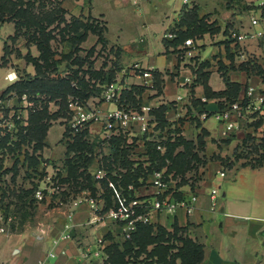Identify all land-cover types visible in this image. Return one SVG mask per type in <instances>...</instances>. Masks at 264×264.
<instances>
[{"label": "crops", "instance_id": "0c3cea01", "mask_svg": "<svg viewBox=\"0 0 264 264\" xmlns=\"http://www.w3.org/2000/svg\"><path fill=\"white\" fill-rule=\"evenodd\" d=\"M148 1L131 0L132 12L148 13ZM219 1L163 0L161 12L153 21L146 19L140 24L150 36L159 35L149 41L143 37L145 34L136 39L131 34L127 38L109 32L108 12L121 15L122 6L130 0H61L60 6L68 16L90 15L103 21L106 27L103 36L108 45L118 48L120 70L129 86H142L141 75L133 72L135 64L140 70H153L152 87H144L135 95L138 102L148 103L152 109L165 106V118L181 129L179 134L190 142L194 155L198 156L193 160L197 165L193 173L186 172L189 182H180L176 177L167 179L175 197L197 196L193 209L187 212L179 207L173 212H152L150 222L167 228L174 224L187 226L191 236L203 245L200 264H264V110L248 111L243 117L230 113L222 120L217 114L229 102L228 95H209L201 82V73L206 72L210 90L221 91L226 88L225 76L229 82L238 84L230 94L235 99L247 98L249 87L253 88V98L264 93V0L257 4L254 0ZM191 3L198 17L205 16L208 22L214 21L219 27L212 33L204 32L192 38V47L184 40L172 42L174 33L185 28L180 17ZM257 9H260V18L255 14ZM252 17L257 19L255 24L251 22ZM230 31L246 36L238 39ZM13 34L14 23L0 21V94L13 82L4 77L8 71H15L18 78L35 72L32 63L26 66V73L10 62L1 64L4 42ZM89 34L94 33L88 32L86 39ZM2 80L8 82L4 87ZM7 95L0 99V118L2 104L5 106L15 99L12 91ZM119 98L105 101L98 95H90L87 100L95 101L105 111L121 106ZM226 123L233 127L226 130ZM133 124L136 130L138 123ZM58 125L61 128L58 140L53 143L49 140V126L40 150L48 152L49 160L65 155V126ZM88 133L90 137H100V122H91ZM129 133L142 152L141 136L137 132ZM183 148V144L178 145V149ZM96 161L91 162V167ZM191 177L195 178L193 182ZM212 188L217 191L213 209L210 206ZM154 191L153 185L135 189L140 196ZM47 215L19 231H0V264H96L100 261L96 253L99 247L103 249L112 241L122 240L117 239L121 236L118 224L108 219L90 221L93 210L87 202L56 206ZM96 236L102 237L101 242Z\"/></svg>", "mask_w": 264, "mask_h": 264}, {"label": "rangeland", "instance_id": "374dc122", "mask_svg": "<svg viewBox=\"0 0 264 264\" xmlns=\"http://www.w3.org/2000/svg\"><path fill=\"white\" fill-rule=\"evenodd\" d=\"M22 1V7H25L26 3L29 4L30 14L25 15L24 18L20 20L21 24L15 32V35L7 38L8 42H6L5 48H3L4 58L3 61L1 60L3 63L10 62L11 66L18 68L23 73H26V66L31 65V62L38 63L40 70L49 75H65L76 72L74 81H77L78 88L81 91H89L99 97H101L103 90L106 89L111 82H115L114 85H117L116 87L120 92L124 93L122 94L123 97H127L126 103H122V106H137L136 96H134L132 92L129 95L126 93L129 89V85L124 80V72L120 70L118 48L116 49L108 45L106 40L101 42L97 41L96 34H89L87 39L86 37L85 39H80V32L73 33L72 31L78 21L86 22L88 26L96 25L97 28L101 29L103 27V21L100 20L99 22H95V19L93 20L90 16H84L83 19L70 17L66 15V11H62L60 6L61 0ZM118 1L123 2L124 0ZM162 1L163 0H149L148 13H146L145 10L139 13L132 12L134 5L131 3V0L122 6L121 15L116 13L110 14L108 12L110 18L108 21L110 23L109 32H117L121 34V36H126L127 38L131 34L135 36L136 39L139 38L140 34H145L143 37L147 41L152 38H159V35L156 34L150 36V32L145 30L140 24L146 19L153 21V17L161 12ZM222 1L223 0L219 2L222 3ZM258 2H260V0H254V3L257 4ZM227 3H229V1ZM192 6L193 3H191L187 9H192ZM255 14L260 18V9H257ZM229 24L233 27L232 23ZM80 31L82 32V29H80ZM94 68L98 69V73H91ZM81 78L84 83L80 82ZM1 82L3 87L8 83L4 80ZM14 97L15 99L13 102H6L5 106L3 103L4 101L2 102V117L0 118V137L5 135L6 131H9L11 134L9 140L4 144L5 146H0V231L11 233V224H14L16 230L28 227L30 224L46 218L48 216L47 212L51 208L56 206L70 207L73 205V200L87 196L92 197L96 203V210L92 208L93 214L95 213L99 218H103L97 221L108 219L118 224L121 227V236L117 239H124L123 231L125 222L119 218L105 217L108 212V206L103 209L104 200H106L109 195H107V192H103V190H105L104 186L103 190L99 187L101 182L102 184H104V182L106 184L105 178H99L97 182L93 183L94 190L90 186L80 188V183H75L77 179L73 181L71 178L64 180L62 176L66 175L67 171V164L64 162L66 155L61 157H59V155L58 158L49 160L47 158L48 152L43 150L41 153L40 150L42 148H37L38 146L36 145H38L39 142L35 143V141L29 139V137L21 136L22 130L28 127L29 114L35 109H40L41 105H43L41 101L37 99L39 95L26 94L25 99L22 97L18 99V96L14 94ZM91 103L96 104L95 101ZM58 105V102L50 101L48 103V112L55 113L58 109ZM65 115V117L52 116L50 119L45 117L40 120L41 123L52 124L48 129V137L52 143L54 141L56 142L60 137L61 128L58 124H61L62 127L64 126L63 123L68 112ZM156 127L159 131L156 139L164 143V151L171 142H179V145L185 144L186 147L184 151L178 149V145L172 147L173 150L170 156L172 158L165 157L160 163V161L155 158L153 150L143 156L139 155L141 151L136 148L138 144L134 140V144H136L134 151L136 150V152H129L127 158L141 162L140 165L142 170L139 172L140 174L138 176V181L142 182L140 186L152 185L150 182V173L157 168L165 169L167 179L176 177L180 182H189L190 178H187L186 172L189 170V173H193L196 165L193 160L196 161L198 158L197 154H193L192 145L182 141L185 139L179 134L181 129L166 118L162 122L158 121ZM81 130L82 129H79L77 131L80 132ZM77 131H73L70 135L73 136ZM87 137L89 138L84 136L82 139L85 138L90 142H94L93 150L92 152L85 151L84 154L87 157H94L93 160H97L94 166L91 167L90 163L86 167V171L92 176L91 179L96 180L93 175L100 167L108 170L111 178H118L113 181L114 185L116 182H120L122 179L121 174L126 171V167H121L120 164L114 162L112 158H104L109 155V146L112 145L110 140L105 141L100 137H90L89 134ZM8 146L12 149L10 150ZM178 150L184 154L181 153L183 156L179 155L174 159V153ZM72 153L73 152H71L70 155H72ZM158 154L163 155L164 152L160 151ZM30 156H33V158L38 156V158L41 159V162L37 164L40 178L38 176H33L29 171L27 161H30L28 159ZM135 161L130 164V171L138 167L139 163ZM43 164H45V166H42ZM81 169L82 167L80 166L79 170ZM148 170L150 171L148 172ZM58 171L62 173L58 174ZM48 175H52V177L49 179ZM194 180L195 178L191 177L190 182ZM106 187L109 186L106 184ZM123 187L124 186H119L118 189L121 190ZM29 188L34 189V193H26ZM1 190L4 191V196H2ZM109 190V198L111 200L109 207H111L115 204L114 201L116 199L113 195V188H109ZM12 191L18 193L23 200L32 197L31 195L34 197L32 201L33 208L30 210L29 216H27L25 220L23 218L24 211L21 210V208L16 209L12 204L7 211L4 209L7 201L11 198H15ZM7 192H10L9 196H7ZM82 202L87 201L83 199ZM106 202L108 203V200H106ZM152 212L162 211L152 210L151 213ZM65 227L67 228L68 226L65 225ZM165 228L169 232L174 233L173 226L171 228ZM179 234H182V236L187 235L197 241L191 236L188 228L185 231H178L177 235ZM95 238L102 239L100 236H96ZM163 243L169 246L166 251L164 262L157 260V254L146 257L147 252H140L138 259H142L141 263L181 264V252L183 253V251L180 248L182 246V240L171 237V239H164ZM150 247V245L147 247V251H150ZM107 259V252L103 249L102 260L96 264H104Z\"/></svg>", "mask_w": 264, "mask_h": 264}, {"label": "trees", "instance_id": "16d2710c", "mask_svg": "<svg viewBox=\"0 0 264 264\" xmlns=\"http://www.w3.org/2000/svg\"><path fill=\"white\" fill-rule=\"evenodd\" d=\"M23 1L22 0H0V21H12L14 23V34L10 36H14L15 32L18 30L19 25L21 24L20 20L24 18L25 15L30 14L29 11V4L26 3L25 7H22ZM19 6V7H17ZM62 8V7H61ZM62 11L65 12V10L62 8ZM90 15H88L89 17ZM70 17H77V16H70ZM91 17V16H90ZM79 18V17H77ZM83 19V18H81ZM94 20L95 18L92 17ZM78 20V19H77ZM80 20V19H79ZM95 22H99L96 19ZM180 23L185 26L184 29L176 31L173 37L172 42H179L182 40H185L187 38H195L196 36H200L204 32H214L216 30H219V27L215 25V22H208L205 19V16L198 17L195 11V5L193 4L192 9H186L183 11L181 17H180ZM76 26L72 29L73 33L80 32V39H85L87 36V32H91L97 35V41H105V38L103 36V32L105 30V25L103 24L102 29L97 28L96 25H87L86 22L78 21V23L75 24ZM82 29V32L80 31ZM9 36V37H10ZM6 42H4L5 48ZM4 55L1 56V60L3 61ZM1 61V64L3 62ZM34 66V74L29 75L25 74L20 76L18 79L14 80L10 84H8L1 92L0 99L6 98L8 96L7 94L12 91L15 95L18 96V99H20L21 95L23 93L25 94H38L39 99L41 101V107L40 109H35L33 112H31L28 116V127L24 128L22 130L21 136L22 137H29V139L34 140L35 143L39 142L37 148L41 149L44 145V137L46 135V131L48 127L51 125V123H41L40 120L47 117V119L54 117H65L66 113L68 112V115L64 121V136L66 137V150L65 155L66 158L64 159V162L67 164L66 168V175L62 176L64 180H68L69 178L77 179L75 183H80V188H84L85 186H90L93 190L94 185L93 183L97 182L95 179H91V175L89 172L86 171V167L93 161L94 157H87L84 152H92L93 150V144L94 142H90L87 139H82V137L88 136L87 127L83 128L80 132L77 131L76 134L71 136L70 134L75 131L74 129L70 128V126L67 124V119L69 118V109L67 107V99L69 95H73L78 97L81 100H86L90 95L92 94L89 91H81L78 88L77 81H74L76 78V72L73 74H65V75H49L45 74L43 71L40 70V66L38 63L31 62ZM91 73H98V69L94 68L92 69ZM206 72H202L201 75L203 78H201V82L203 84V87L205 91L209 95H228L229 102L236 100L235 98H232L233 95L230 96L231 93L238 87L237 83L229 82L227 77H224L226 88L221 91H211L208 84L206 83ZM153 73V78H154ZM81 83H84L82 78L80 79ZM144 86L142 85H130L128 91L126 93L129 95L132 94L135 96L136 94L141 93ZM159 87H157V91H159ZM123 92H120V101L119 103H126L127 97H123ZM125 98V99H124ZM124 99V100H123ZM50 101L58 102V109L55 111V113H49L48 112V103ZM139 99L137 98L136 103L138 104ZM43 102V103H42ZM136 104V105H137ZM119 105V104H118ZM223 107V106H221ZM66 110V113H65ZM152 113L155 115L156 120L159 122H162L165 120V106L159 105L158 107L152 109ZM161 120V121H160ZM157 121V122H158ZM1 130V128H0ZM11 137V134L9 131H6L5 135L0 137V146H5L4 144L9 140ZM183 138V137H182ZM71 140V141H70ZM110 142L112 143L111 146H109L108 156L104 157L106 158H112L114 162H118L121 167L125 168L126 171L121 174L122 179L120 182H118L121 186H126L129 182H132L135 189L139 187L142 182L138 181L139 172L142 170L141 168V162L132 160L127 158V154L130 152H135L134 147L136 144H134V141L131 144H128L125 142V138L121 135H114L110 139ZM108 140V141H109ZM185 143H190L188 140H182ZM181 141V142H182ZM109 142V143H110ZM179 145V142L177 143H169V146L166 147V150L164 151L163 155L158 154L160 152L157 150L153 144L152 141L145 140L144 141V148L141 154L145 155L153 150L155 154V158L162 162L163 158L170 157L172 150L174 146ZM183 151L185 150V144ZM8 148L11 150L12 148L8 146ZM157 150V152H156ZM72 155H70V153ZM180 150H178L176 153H174V159L175 157L182 155ZM153 154V155H154ZM184 154V153H183ZM194 154V153H193ZM183 156V155H182ZM172 158V157H170ZM30 161H27V166L29 167L30 173H32L33 176H38L40 178V174L38 175V168L37 164L41 162V159L37 157L33 158V156H30L28 158ZM43 161V160H42ZM135 161L138 162L139 165L136 169H131L130 164ZM173 161V159H172ZM163 164V163H162ZM1 166V165H0ZM82 167L81 170H79V167ZM150 170H148L149 172ZM58 174H61L62 172H57ZM52 177V175H51ZM50 177V178H51ZM62 179V180H63ZM114 180L118 178H113ZM103 186L105 187V190H103ZM100 188H102L103 192L109 195V188L106 187V184L100 183ZM5 190V189H4ZM34 189L29 188L27 189L26 193H34ZM6 192V190H5ZM7 196H9L10 192H7ZM2 196H4V191L1 190ZM13 196H15L14 199H9L7 201V204L5 205L4 209L5 211L8 210L9 206L13 204V207L16 209L23 210V218L24 220L29 216L30 210L33 208L32 201L34 200L33 195L32 197H29L27 200H23L18 193H15L12 191ZM106 198L108 200V203L106 200H104V206L103 209H105L107 206L110 205L111 200L110 198ZM6 198V197H5ZM12 225V229H10V232L19 231L20 229L14 228V224ZM10 225V226H11ZM174 233L169 232L164 226L160 224H155L152 222H138L136 224L135 229L131 232L129 238H121L122 240L119 241H112L111 243L105 245L103 249L107 252L108 259L105 261L104 264H130L131 262H138L142 261V259H138V256L140 252H147L146 257H150L154 254L158 255V261L165 260L166 251L168 249V245H164V239H171L173 237L174 239H181L182 240V246L181 250V264H200V261L203 257V245L191 237H188L187 235L182 236V234L177 235L178 231H185L187 229V226H179L177 224L173 225ZM150 245V251H147V247ZM127 255V257H126ZM151 264V263H148Z\"/></svg>", "mask_w": 264, "mask_h": 264}, {"label": "built area", "instance_id": "2783aa9c", "mask_svg": "<svg viewBox=\"0 0 264 264\" xmlns=\"http://www.w3.org/2000/svg\"><path fill=\"white\" fill-rule=\"evenodd\" d=\"M251 22L255 24L257 19L251 18ZM232 36L242 39L245 34H236L234 31H230ZM171 35V34H169ZM186 45L192 47V38L184 40ZM191 52L188 51V54ZM133 72H138L142 77V85L144 87H152L153 70L150 68L140 70L138 65L133 66ZM4 77L9 81H14L18 78L15 71H8ZM115 82H111L106 89L103 90L101 99L105 101H117L120 95V90L114 85ZM253 88L249 87L246 91L247 98L236 99L231 102H227L217 114V116L224 120L230 113H235L239 117L245 116L246 112L253 110H264V93L260 94L257 98L252 97ZM25 99L26 94L21 95ZM67 107L69 109V118L67 119L68 125L74 130H79L87 127L91 122L98 121L101 124V136L100 138L107 141L114 135H121L125 138V142L131 144L134 139L129 132H137L143 141H152L155 148L161 152H164L165 146L161 140H157V120L152 113V106L148 103H138L137 106L125 107L117 106L111 110L103 111L96 104H92L87 99L81 100L76 96L69 95L67 99ZM134 122L138 123L137 129H134ZM231 123L225 124V129L232 128ZM220 175H224V172H220ZM94 178H105L108 188H113L114 205L109 207L108 212L105 215L107 218H119L125 222L123 235L124 238H129L131 232L135 229L138 222H150V213L155 211H170L173 212L177 208H184L187 212L191 211L195 205L197 196L191 194L189 196L175 197L174 192L169 189L166 171L165 169L157 168L150 173V182L155 187V191L150 196H140L135 193V187L132 182H129L126 186L118 189L121 186L118 182L114 185V179L108 170L98 168L94 173ZM51 175H48L50 179ZM39 191V190H37ZM40 192V191H39ZM216 189L210 190L211 208L216 206ZM86 200L91 208L96 210V203L92 197L84 196L79 199L73 200V206L79 205L82 200ZM88 199V200H87ZM95 213L92 215L90 221L102 220ZM68 226V224H66ZM98 242H101L98 239ZM102 260L103 249L99 247L97 252Z\"/></svg>", "mask_w": 264, "mask_h": 264}]
</instances>
